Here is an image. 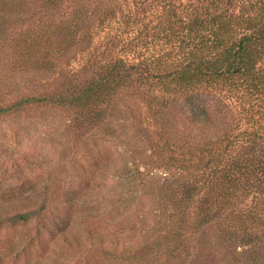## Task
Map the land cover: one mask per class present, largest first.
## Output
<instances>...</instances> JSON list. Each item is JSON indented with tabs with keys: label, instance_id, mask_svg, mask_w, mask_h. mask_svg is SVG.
I'll return each mask as SVG.
<instances>
[{
	"label": "trees",
	"instance_id": "1",
	"mask_svg": "<svg viewBox=\"0 0 264 264\" xmlns=\"http://www.w3.org/2000/svg\"><path fill=\"white\" fill-rule=\"evenodd\" d=\"M205 97L224 104L233 121L238 115L240 126L229 122L211 136ZM131 105L160 173L155 185L150 171L140 182L156 196L140 238L110 235L94 218L73 226L78 192L48 180L32 185L28 205L0 207V222L33 221L27 244L37 246L46 236L66 248L89 237L95 256L128 264H219L216 251L226 244L257 246L264 0H0V119L55 112L76 154ZM92 162L96 171L106 166Z\"/></svg>",
	"mask_w": 264,
	"mask_h": 264
},
{
	"label": "rangeland",
	"instance_id": "2",
	"mask_svg": "<svg viewBox=\"0 0 264 264\" xmlns=\"http://www.w3.org/2000/svg\"><path fill=\"white\" fill-rule=\"evenodd\" d=\"M19 83L20 87L28 85L26 80ZM199 103L206 106L205 130L211 136L229 122L234 128L237 124L240 126L239 116H234L233 121L230 111L221 102L205 97ZM133 110L136 114L134 105H131L126 113L112 121L110 131L102 134L99 142L85 141L76 154L70 151L72 139L55 112L45 110L32 120L1 118L0 207H7L13 200L28 205L33 195L30 193L32 185L37 182L35 187L42 188L48 180L51 186L70 187L78 192L77 209L71 214L72 223L75 222L73 226H78L79 219L82 222L94 218V224L99 223L110 235L121 231L123 236L140 238L147 223L154 220L156 197L154 194L145 195L147 192L140 182L145 183L143 176L150 171L151 183L155 185L160 173L153 170L149 158L151 140L133 122ZM183 113L187 110L183 109ZM259 125L264 126V120ZM196 128L190 129L192 135L198 134ZM235 132L240 130L236 128ZM94 158L105 161L106 166L94 170ZM257 178L264 180V176L258 175ZM261 198L253 200L252 205L264 225V194ZM247 203L251 205L250 199ZM57 213L63 215L59 210ZM49 217L45 218L48 225ZM90 224L93 225V220ZM33 226V221L26 225L0 222V264H95L98 261H103L102 264H128L119 262L117 256L113 261L107 256H95L89 237L80 244L67 245V248L58 237L46 236L41 240L42 246L27 244L29 235L34 233ZM259 235L261 242L257 246L226 244L221 251H216L215 261L219 264H264V230Z\"/></svg>",
	"mask_w": 264,
	"mask_h": 264
}]
</instances>
